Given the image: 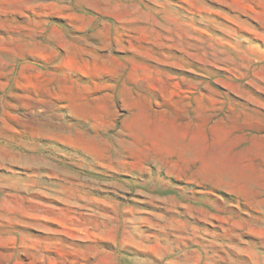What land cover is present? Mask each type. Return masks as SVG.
<instances>
[{
    "label": "rangeland",
    "instance_id": "1",
    "mask_svg": "<svg viewBox=\"0 0 264 264\" xmlns=\"http://www.w3.org/2000/svg\"><path fill=\"white\" fill-rule=\"evenodd\" d=\"M0 264H264V0H0Z\"/></svg>",
    "mask_w": 264,
    "mask_h": 264
}]
</instances>
